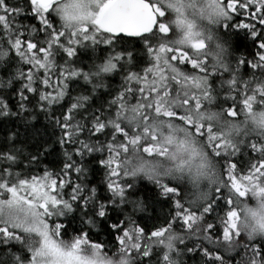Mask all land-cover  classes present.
I'll return each mask as SVG.
<instances>
[{
    "label": "snow or ice",
    "instance_id": "obj_1",
    "mask_svg": "<svg viewBox=\"0 0 264 264\" xmlns=\"http://www.w3.org/2000/svg\"><path fill=\"white\" fill-rule=\"evenodd\" d=\"M0 264H264V0H0Z\"/></svg>",
    "mask_w": 264,
    "mask_h": 264
},
{
    "label": "trees",
    "instance_id": "obj_2",
    "mask_svg": "<svg viewBox=\"0 0 264 264\" xmlns=\"http://www.w3.org/2000/svg\"><path fill=\"white\" fill-rule=\"evenodd\" d=\"M247 44H248L247 41H240V40H237L236 38L233 39V48L236 50L237 55L245 54L247 52L248 50ZM118 81H119V77H116L115 82H118Z\"/></svg>",
    "mask_w": 264,
    "mask_h": 264
}]
</instances>
